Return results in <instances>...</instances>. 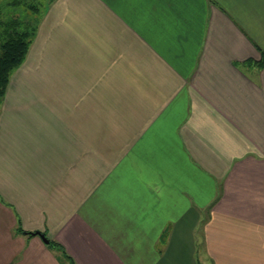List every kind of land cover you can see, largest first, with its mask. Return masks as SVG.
Instances as JSON below:
<instances>
[{
	"label": "crops",
	"instance_id": "obj_1",
	"mask_svg": "<svg viewBox=\"0 0 264 264\" xmlns=\"http://www.w3.org/2000/svg\"><path fill=\"white\" fill-rule=\"evenodd\" d=\"M263 58L264 0H51L0 105V264H264Z\"/></svg>",
	"mask_w": 264,
	"mask_h": 264
},
{
	"label": "trees",
	"instance_id": "obj_2",
	"mask_svg": "<svg viewBox=\"0 0 264 264\" xmlns=\"http://www.w3.org/2000/svg\"><path fill=\"white\" fill-rule=\"evenodd\" d=\"M44 11L45 6L39 0H3L0 4V105L12 73L23 62L37 33ZM260 64H264V58ZM18 229L23 232L21 226Z\"/></svg>",
	"mask_w": 264,
	"mask_h": 264
},
{
	"label": "rangeland",
	"instance_id": "obj_3",
	"mask_svg": "<svg viewBox=\"0 0 264 264\" xmlns=\"http://www.w3.org/2000/svg\"><path fill=\"white\" fill-rule=\"evenodd\" d=\"M42 6L44 5L45 7L50 3L51 0H39ZM3 2V0H0V4Z\"/></svg>",
	"mask_w": 264,
	"mask_h": 264
},
{
	"label": "water",
	"instance_id": "obj_4",
	"mask_svg": "<svg viewBox=\"0 0 264 264\" xmlns=\"http://www.w3.org/2000/svg\"><path fill=\"white\" fill-rule=\"evenodd\" d=\"M40 234H41L42 238H44L46 241H48V239L46 238L45 234H43V233H40Z\"/></svg>",
	"mask_w": 264,
	"mask_h": 264
}]
</instances>
